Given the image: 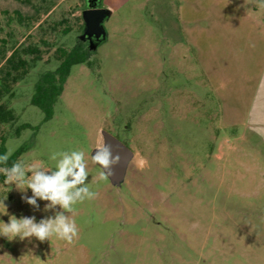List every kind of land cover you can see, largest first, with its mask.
I'll use <instances>...</instances> for the list:
<instances>
[{"label": "rangeland", "instance_id": "rangeland-1", "mask_svg": "<svg viewBox=\"0 0 264 264\" xmlns=\"http://www.w3.org/2000/svg\"><path fill=\"white\" fill-rule=\"evenodd\" d=\"M202 1L188 12L184 0H100L113 10L103 23L106 39L88 50L80 37L86 0H0V65L16 48L40 55L2 99L17 116L0 125L5 154L26 144L15 162L51 167L53 152L83 150L88 185L98 193L74 206V244L0 236V264H264V152L234 139L245 132L240 124H216L214 78L199 64H215L230 89L249 90L259 64H247L245 43L250 24H264V9L255 10V0H205L203 9ZM191 36L198 45L188 43ZM75 43L88 50V62L71 66L43 121L30 103L33 84L57 66L56 48ZM22 123L30 127L16 135ZM102 130L133 153L119 186L95 179L100 166L91 156L103 144ZM4 181L0 174L7 209L0 221L54 216L47 202L38 199L35 210L22 199L31 189Z\"/></svg>", "mask_w": 264, "mask_h": 264}, {"label": "clouds", "instance_id": "clouds-1", "mask_svg": "<svg viewBox=\"0 0 264 264\" xmlns=\"http://www.w3.org/2000/svg\"><path fill=\"white\" fill-rule=\"evenodd\" d=\"M258 7L264 8V0H259ZM91 156L93 164L100 170L96 181H106L113 174V167L120 162V156H113L110 145L101 144ZM49 159L54 165L49 167L41 161L25 164L17 161L10 167H0L4 183L14 185L21 191L31 189L32 195L22 199L35 210H39L37 200L47 202L45 211H54L36 221L35 216L17 218L9 217V222L0 221V236L9 241L19 237L20 240L36 238L40 242L51 241L53 237L71 245L79 238V228L75 220V205L97 198L98 193L88 185V164L83 150L53 152ZM8 155L0 156V164H6ZM31 175H28V174ZM59 208V210H56ZM0 213L7 214L6 205L0 201Z\"/></svg>", "mask_w": 264, "mask_h": 264}, {"label": "crops", "instance_id": "crops-1", "mask_svg": "<svg viewBox=\"0 0 264 264\" xmlns=\"http://www.w3.org/2000/svg\"><path fill=\"white\" fill-rule=\"evenodd\" d=\"M256 3L258 4L259 0L254 1L253 7L255 10L260 8L256 6ZM103 4L106 6V0H103ZM199 4H201V0H184L185 10H188V12L198 9L196 7H199ZM202 4L204 6L201 7L204 9L206 7L205 0L202 1ZM106 8L110 9L111 12L113 10L111 5H107ZM217 28V26L216 28L213 26L210 33L212 35H217L219 32ZM203 33L204 28L199 27L200 36L203 35ZM250 36L251 38L246 39L245 43L248 56L247 64L249 66H254L256 63L259 64V72L256 75L257 77H255V83L246 92L244 91V87H231L230 89L227 85L228 81L224 80L226 74L224 75L223 72H219L215 64L213 67L210 66V70L208 69L209 65L206 64V61L203 63V60L199 59V64L205 78L208 76H211V80L214 78V81H211V86H213V91L217 96L216 108L218 107L219 113V119L216 124L218 123L225 126L240 124L245 132L239 136L235 135L234 139L245 141L246 144L244 146L247 150L250 147L252 152H254L257 144L264 152V24H259L258 22L251 23ZM231 41V44L238 42V40L235 39H232ZM188 43L190 45L199 44L196 38L192 36L188 39ZM248 81L249 80H247V83ZM239 109H241V111ZM222 139L225 142L228 141L227 137ZM223 147L224 145L221 144L220 149L222 150ZM226 147L230 149L235 148L234 146H229L227 144ZM260 169L264 173V166H261Z\"/></svg>", "mask_w": 264, "mask_h": 264}, {"label": "trees", "instance_id": "trees-1", "mask_svg": "<svg viewBox=\"0 0 264 264\" xmlns=\"http://www.w3.org/2000/svg\"><path fill=\"white\" fill-rule=\"evenodd\" d=\"M34 52L35 54L30 58L26 57ZM55 54L58 60L57 66L52 70H44L38 74L30 97V103L42 111L43 121H47L52 117L54 104L63 91L71 66L87 63L89 52L83 45L75 43L68 49L56 48ZM39 59L40 55L35 47L16 48L0 65V125L11 123L17 118L14 110L2 101L3 97L12 95L13 85L21 80ZM27 127H30L27 123L18 125L15 128V134L19 135V132ZM34 129L36 130L37 127H34ZM5 141V136L0 134V156L6 152ZM26 147V144L19 146L8 156L7 163L1 165L10 167Z\"/></svg>", "mask_w": 264, "mask_h": 264}, {"label": "water", "instance_id": "water-1", "mask_svg": "<svg viewBox=\"0 0 264 264\" xmlns=\"http://www.w3.org/2000/svg\"><path fill=\"white\" fill-rule=\"evenodd\" d=\"M110 14V9L100 6V0H94L93 4L86 0V6L81 12L83 30L80 37L82 40L88 41V50H95L97 45L106 39V30L103 23ZM101 134L103 144L106 143L111 146L113 156H120L119 164L113 167V174L109 177L111 184L119 186L124 180L127 166L133 153L124 142L110 132L102 130ZM95 151L92 153L93 155Z\"/></svg>", "mask_w": 264, "mask_h": 264}, {"label": "flooded vegetation", "instance_id": "flooded-vegetation-1", "mask_svg": "<svg viewBox=\"0 0 264 264\" xmlns=\"http://www.w3.org/2000/svg\"><path fill=\"white\" fill-rule=\"evenodd\" d=\"M89 3H90V4H93V3H94V0H89Z\"/></svg>", "mask_w": 264, "mask_h": 264}]
</instances>
